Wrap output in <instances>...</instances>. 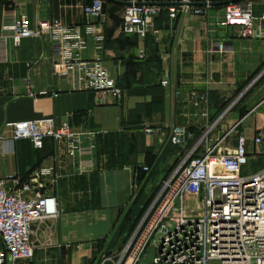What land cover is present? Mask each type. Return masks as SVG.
<instances>
[{
  "label": "crops",
  "instance_id": "crops-1",
  "mask_svg": "<svg viewBox=\"0 0 264 264\" xmlns=\"http://www.w3.org/2000/svg\"><path fill=\"white\" fill-rule=\"evenodd\" d=\"M93 1L0 0V134L11 138L7 124L45 118L96 133L74 157L52 141L41 150L18 141L6 151L0 143V178L23 183L41 169L53 171L44 192L56 197L59 214L33 225L31 264L118 258L164 184L198 144L202 153L225 137L221 147L230 150L243 135L254 153L259 148L253 139L264 132V38L245 39L237 28L221 27L230 0H191L207 4L191 6L205 13L188 10L174 19L171 5H162L144 40L123 32L125 6L104 1L103 16L87 18L84 8ZM249 1L256 26L264 28V0ZM22 17L32 25L60 20L85 28L90 22L95 32H85L82 58L98 60L112 74L120 99L99 103L93 93L72 91L54 74L57 48L47 39H25L16 46L11 27ZM97 37L104 39L101 45ZM165 76L168 87L161 85ZM177 127L186 131L187 140L176 146L169 138ZM256 161L245 174L264 168V158ZM171 194L164 192L163 203ZM144 196L147 205L139 207ZM145 236L143 227L133 249Z\"/></svg>",
  "mask_w": 264,
  "mask_h": 264
},
{
  "label": "built area",
  "instance_id": "built-area-1",
  "mask_svg": "<svg viewBox=\"0 0 264 264\" xmlns=\"http://www.w3.org/2000/svg\"><path fill=\"white\" fill-rule=\"evenodd\" d=\"M126 1L131 5L125 7L122 30L142 40L154 29L161 12L159 4H182L171 5L173 19L179 12L192 10L191 0ZM192 11L195 15L205 13L204 8ZM84 14L87 18H101L104 1L94 0L84 8ZM261 21L264 26V14ZM220 25L237 28L240 37L245 39L264 38V28L256 26L249 0H230ZM11 32L16 46L25 39L42 38L53 44L57 48L54 74L72 91L93 93L99 103L120 99L112 74L98 60L82 58L87 48L85 32H95L90 22L85 28L68 26L60 20H39L32 25L22 17L14 20ZM96 41L101 45L104 39L97 37ZM161 85L168 87L167 76ZM212 130L213 126L205 131L201 142L208 139ZM5 131L11 133V138H7L6 132L0 134V143L6 151L18 141H28L37 150L52 141L62 145L70 157L82 150L85 140L96 135L77 130L69 121L57 124L53 118L7 124ZM169 140L173 145H181L187 140V133L183 128H174ZM224 140L225 137L207 146L202 153L197 152L198 144L164 184L163 192L122 254L115 259L103 256L98 264H142L152 246L156 248L154 264H264V168L244 173L251 161L264 158V132L260 131L253 139L259 148L254 153L248 151L247 138L243 135L230 150L221 147ZM35 174L23 183L0 178V264H31L33 225L59 214L56 197L44 192L45 180L53 171L41 169ZM166 190L172 194L163 203ZM143 227H146V236L133 249V242Z\"/></svg>",
  "mask_w": 264,
  "mask_h": 264
},
{
  "label": "water",
  "instance_id": "water-1",
  "mask_svg": "<svg viewBox=\"0 0 264 264\" xmlns=\"http://www.w3.org/2000/svg\"><path fill=\"white\" fill-rule=\"evenodd\" d=\"M103 1H108V2L115 3L118 5H122L125 7L131 5L128 2H121V1H117V0H103ZM162 5L182 6V4H159V6H162ZM189 6L205 7V6H207V4H189ZM155 253H156V248L154 246H152L150 248L149 252L147 253V255L145 256L142 264H154Z\"/></svg>",
  "mask_w": 264,
  "mask_h": 264
},
{
  "label": "rangeland",
  "instance_id": "rangeland-1",
  "mask_svg": "<svg viewBox=\"0 0 264 264\" xmlns=\"http://www.w3.org/2000/svg\"><path fill=\"white\" fill-rule=\"evenodd\" d=\"M256 162H257L256 160L251 161V162L249 163V165H248L246 168L249 167V169H250V167H251L252 165H254ZM256 164H257V163H256ZM247 170H248V169H247ZM146 198H147V196H146V197L144 196V197L140 200L139 207H140V206H145V205H147V202H145V201H146ZM151 203H152V202H151ZM148 206H149V204H148ZM141 211H142V210H140L139 215H143V214H141ZM139 217H140V216H139ZM150 219H151V217L149 218V221H150Z\"/></svg>",
  "mask_w": 264,
  "mask_h": 264
},
{
  "label": "trees",
  "instance_id": "trees-1",
  "mask_svg": "<svg viewBox=\"0 0 264 264\" xmlns=\"http://www.w3.org/2000/svg\"><path fill=\"white\" fill-rule=\"evenodd\" d=\"M141 214H143V209H142V211H141Z\"/></svg>",
  "mask_w": 264,
  "mask_h": 264
}]
</instances>
